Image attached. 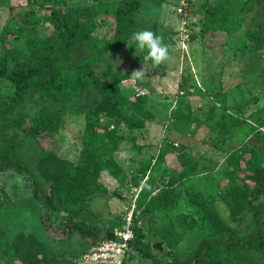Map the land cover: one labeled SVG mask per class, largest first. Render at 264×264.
<instances>
[{
    "label": "trees",
    "instance_id": "trees-1",
    "mask_svg": "<svg viewBox=\"0 0 264 264\" xmlns=\"http://www.w3.org/2000/svg\"><path fill=\"white\" fill-rule=\"evenodd\" d=\"M142 1L106 0L93 6L42 0L43 34L34 8L17 12L16 4L22 0H0V5L12 11L0 34V181L5 174H16L15 183H21L25 190L10 188L8 192L0 183V264L8 263L11 255L21 264H76L94 244L114 239L115 231L124 227L121 217L104 220L90 207L91 200L109 194L104 185L101 193L103 172L117 180L127 174L115 148L97 150L95 143H85L76 163L47 151L38 135L59 134L68 117L80 115L86 119L85 133L92 142L107 140L124 125L133 133L143 132L147 120H137L122 108L118 88L130 75L117 61L121 47L143 26L139 19ZM262 6L264 0L206 4L201 29L204 46L212 50L209 43L221 36H226L227 42L241 31L249 14ZM104 20H113L114 25ZM103 22L107 27L100 30ZM248 30L250 50L263 61L256 72L264 78V10L251 18ZM141 53L142 57L146 54ZM153 68L159 73L161 65ZM138 85L154 90L144 80ZM253 85L261 89L259 102L264 105V80ZM90 95L94 100L87 102ZM225 123L218 119L215 124L222 127ZM214 130L225 136L238 131L241 141L262 135L250 120L237 116L223 131L218 127ZM252 162L241 178L248 187L229 199V215L235 226H226L217 213L202 204L197 212L208 220L210 228L216 219L221 227L200 237L192 251L161 255L152 246L153 240H147L151 229L145 223L135 229L130 248L154 264H264V158ZM142 180L133 179L134 186L141 187L138 206L152 204L143 212L149 216L155 210L171 214L179 205L175 191L166 189L153 197L152 185L149 181L142 185ZM203 197L199 192L196 202L200 204ZM25 211L32 215L29 219ZM249 215L251 221L242 230ZM36 216L42 226H48L51 236L64 242L58 252L42 242L33 225ZM152 236L158 237L155 233Z\"/></svg>",
    "mask_w": 264,
    "mask_h": 264
},
{
    "label": "rangeland",
    "instance_id": "rangeland-1",
    "mask_svg": "<svg viewBox=\"0 0 264 264\" xmlns=\"http://www.w3.org/2000/svg\"><path fill=\"white\" fill-rule=\"evenodd\" d=\"M56 1L95 6L106 0ZM184 1L187 17L178 13L182 0H156V6L151 4L140 12L139 18L143 26L136 30L155 26V29L150 30L161 37L172 57L170 61L161 64L159 73L154 71L155 66L150 62L143 61V54L135 49V45L125 44L117 56V61L126 68L125 74L130 75L127 82H122L118 88L122 108L136 115L137 120H147L143 132L137 130L133 133L124 125L118 127L115 135L107 140L92 142L85 133L86 119L80 115L68 117L59 134L38 135L39 142L45 145L47 151L76 163L83 155L87 145L85 143H95L93 148L97 150L115 148V156L127 174L117 180L108 172L103 173L101 193L106 187L109 194H102L91 200L90 207L104 220L121 217L123 225L126 218L132 216L134 231L145 223L151 229L147 240H153L152 246L154 247L156 239L162 241L164 252L161 255L166 251L187 254L196 247L200 237H207L221 227L216 219L210 228L208 220H204L197 212L198 205L204 204L206 209L217 213L219 219L227 223L226 226H235L229 215V199L235 194H242L248 187L241 178L249 171V163L264 158V105L259 102L262 91L253 85L264 80L256 72L262 67L263 61L250 50L251 32L248 30L249 21L263 12L264 6L257 7V11L250 13L242 24L241 31L227 42L226 36L211 41V50L204 46L200 29L205 19L204 6L216 0ZM43 3L42 0H22L16 4L15 11L25 12L34 8L40 20L41 32L45 34ZM11 15L9 7L0 5V34ZM185 19L188 23L186 27L183 26ZM104 21L114 25L113 20ZM188 30L194 32L191 34ZM185 35L190 36L184 38ZM188 42L193 44L196 53L200 50L196 46L199 42L206 48L203 68L196 66L192 55V58L187 56L190 55ZM142 68L145 72L142 80L154 90L145 89L147 94L137 98L135 87H140L139 80L133 81L130 78L134 71ZM180 91H184V94H180ZM93 100L91 95L88 96L87 102ZM234 116L250 120L262 135L241 141L238 131L225 136L214 130L218 127L223 131L226 123L231 122ZM218 119L220 122L226 120V123L220 127L215 124ZM102 121L107 123L104 118ZM29 130V125L24 127V131ZM148 143L151 145L148 146ZM135 178L143 179L142 185L149 181L153 197L166 189L174 190L179 205L171 214L155 210L152 216L146 215L143 210L152 208V204L138 206L137 198L141 187L134 186ZM16 179V174L9 173L3 176L0 183L10 186ZM21 187V183L11 185V189L14 188L15 191L25 192L24 187ZM199 192L204 195L200 204L196 202ZM30 215L29 211H25V218L29 219ZM35 218L37 220H33V225L42 242L47 244L49 250L58 252L64 242L51 236L48 226H42L38 216ZM248 221L242 226V230L250 223L251 215L248 216ZM153 233L158 237H153ZM153 262L142 252L130 248L122 264H154ZM5 264L20 263L15 262L11 255L9 262ZM76 264L88 263L81 259Z\"/></svg>",
    "mask_w": 264,
    "mask_h": 264
},
{
    "label": "built area",
    "instance_id": "built-area-1",
    "mask_svg": "<svg viewBox=\"0 0 264 264\" xmlns=\"http://www.w3.org/2000/svg\"><path fill=\"white\" fill-rule=\"evenodd\" d=\"M182 7L179 8L178 13L182 17H187L185 12V1L182 2ZM188 23L183 21V26L186 27ZM187 38V37H184ZM184 48L186 46L184 45ZM147 92L145 89L136 86L135 95L137 98L145 96ZM183 95L184 93L181 92ZM264 132V127L262 128ZM135 238V231L133 229L132 216L126 218V223L123 229L115 231L114 239H105L97 244H94L86 253L83 254L82 259L88 264H122L126 257L130 245Z\"/></svg>",
    "mask_w": 264,
    "mask_h": 264
},
{
    "label": "clouds",
    "instance_id": "clouds-1",
    "mask_svg": "<svg viewBox=\"0 0 264 264\" xmlns=\"http://www.w3.org/2000/svg\"><path fill=\"white\" fill-rule=\"evenodd\" d=\"M128 45H135V49L145 52L143 61L151 62L153 66H159L172 59L168 46L165 45L157 34L153 31L144 29L138 30L129 37ZM145 76L144 68L134 71L131 80H142Z\"/></svg>",
    "mask_w": 264,
    "mask_h": 264
},
{
    "label": "crops",
    "instance_id": "crops-1",
    "mask_svg": "<svg viewBox=\"0 0 264 264\" xmlns=\"http://www.w3.org/2000/svg\"><path fill=\"white\" fill-rule=\"evenodd\" d=\"M182 1H184V0H182ZM155 2H156V0H143L142 1V7H141V9H140V12L143 10V9H147V8H149L150 7V5L152 4V5H154V6H156V4H155ZM163 14V12H161L160 13V15H162ZM139 16H140V14H139ZM165 17V16H164ZM140 19V18H139ZM146 26V25H145ZM107 27V25H105V22H103L102 24H101V28H100V30H102V29H104V28H106ZM155 27V26H154ZM154 27H150V28H147L146 27V29H151V28H154ZM179 29V28H178ZM178 29H177V31H178ZM201 30V29H200ZM188 32H194V31H191V30H188ZM192 34V33H191ZM188 36H190V35H185V37H188ZM193 38H195V36L193 37ZM198 40V39H197ZM199 40H200V38H199ZM189 43V42H188ZM190 44V50L188 51L189 53H190V55H187L188 57L189 56H193V58H194V60H195V62H196V66L198 67V68H203V66H204V64H205V61L203 60V59H205V52H206V48H204L203 46H202V42H199V44H197L196 46H198V48H200V50H199V52H197L196 53V50H193V44L190 42L189 43ZM126 45H128V43H126ZM192 48V49H191ZM198 51V50H197ZM192 56H191V58H192ZM196 58V59H195ZM190 59V58H189ZM195 67V66H194ZM193 68V67H192ZM188 71H189V69H188ZM183 93H184V91H183ZM180 94H181V91H180ZM145 129V128H144ZM151 144H149L148 143V146H150ZM120 163V162H119ZM121 164V163H120ZM103 173H106V172H103ZM102 176H103V174H102ZM103 182V181H102ZM20 184V183H19ZM9 185V184H8ZM6 186V188H7V190H9L10 188H11V185H13L12 183H10V186ZM10 187V188H9ZM53 228H58V226H55V227H53ZM60 232V231H59ZM58 233V232H57ZM61 233V232H60ZM60 233H58V235H60ZM20 263V262H19ZM21 264V263H20Z\"/></svg>",
    "mask_w": 264,
    "mask_h": 264
},
{
    "label": "water",
    "instance_id": "water-1",
    "mask_svg": "<svg viewBox=\"0 0 264 264\" xmlns=\"http://www.w3.org/2000/svg\"><path fill=\"white\" fill-rule=\"evenodd\" d=\"M154 249L159 250L160 254H163V252H164V246H163L162 241L156 239L155 240V244H154Z\"/></svg>",
    "mask_w": 264,
    "mask_h": 264
}]
</instances>
